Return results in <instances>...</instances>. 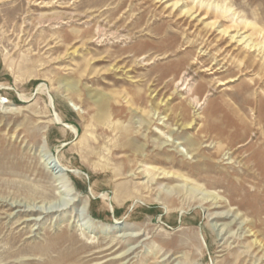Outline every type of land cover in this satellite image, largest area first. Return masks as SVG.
Returning <instances> with one entry per match:
<instances>
[{
	"label": "rangeland",
	"instance_id": "374dc122",
	"mask_svg": "<svg viewBox=\"0 0 264 264\" xmlns=\"http://www.w3.org/2000/svg\"><path fill=\"white\" fill-rule=\"evenodd\" d=\"M0 87V264H264V0H0Z\"/></svg>",
	"mask_w": 264,
	"mask_h": 264
},
{
	"label": "bare ground",
	"instance_id": "6f19581e",
	"mask_svg": "<svg viewBox=\"0 0 264 264\" xmlns=\"http://www.w3.org/2000/svg\"><path fill=\"white\" fill-rule=\"evenodd\" d=\"M178 2H176L174 5H178L177 4ZM217 6H219L218 4H217ZM190 8H188L187 9V12L189 13L190 12ZM225 12V11H224ZM233 26H237V24H235L234 23V25ZM250 26H252V23L251 22H249V23H246V27H250ZM245 37H243L242 39H240V41H242L243 39H244ZM247 45L250 47V48H253V47H257V45L258 44H254V43H251L250 41H248V43H247ZM44 84V83H43ZM45 87V86H44ZM1 88V87H0ZM40 89H42L43 90V87H40ZM2 101V100H1ZM7 100L5 99L3 102H6ZM52 101V100H51ZM54 119H55V121H57L58 123H63V125L65 126V127H67L72 133H74V134H78V129L76 128V126H74V125H72V124H70V123H67V122H64L62 119H61V117L57 114V113H55V117H54ZM187 140V139H186ZM162 143V145H167V144H170V143H175L176 145H178V147H179V145H180V143L179 142H176L175 140H174V138H173V135H172V131H171V134L168 136V138L164 141V142H161ZM140 148V147H139ZM141 149V148H140ZM180 149H181V151L182 152H184L185 151V149H184V147H180ZM53 157H55L54 155L52 156V155H50V156H48L47 157V159L49 158V161H48V163L50 164V165H52V167H54V168H56V169H58V167L59 166H61L60 164H59V159H58V157H56V159L55 160H52V158ZM57 161V162H56ZM170 173L171 172H169V171H163V172H161V174H163V175H170ZM174 175H176V177H179V178H184V182L182 183V184H177V185H175L174 186V188L175 189H178V188H180V189H183V190H185L187 193H192V194H195V196H197L198 198H200V200H202V201H210L211 203H213V204H215V203H219V201H217V196L216 195H214V194H212L211 192H210V190H207L204 186H202V185H199V184H197V183H191L189 180H188V178H186V177H184V175L183 174H179V173H177V172H172ZM72 191V190H71ZM104 197H106V196H104ZM212 198V199H211ZM70 201H74V200H70ZM74 204V203H73ZM29 210H32V215H34L35 213H37V212H40V214H42V213H47V215L49 214V213H51V212H55V211H60V210H62V208L61 209H58V207H56V206H49V207H33V208H31V209H29ZM82 212V211H81ZM85 214V216H86V218H88V221L89 222H93V221H95L96 219L95 218H93L92 216H91V214H89V210L87 209L86 210V213H84ZM33 219V218H32ZM109 225V224H108Z\"/></svg>",
	"mask_w": 264,
	"mask_h": 264
}]
</instances>
